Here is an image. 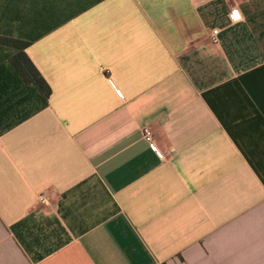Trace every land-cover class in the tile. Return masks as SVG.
Returning <instances> with one entry per match:
<instances>
[{
	"label": "crops",
	"instance_id": "0c3cea01",
	"mask_svg": "<svg viewBox=\"0 0 264 264\" xmlns=\"http://www.w3.org/2000/svg\"><path fill=\"white\" fill-rule=\"evenodd\" d=\"M0 36L51 88L0 44V264H264V0H0Z\"/></svg>",
	"mask_w": 264,
	"mask_h": 264
},
{
	"label": "trees",
	"instance_id": "16d2710c",
	"mask_svg": "<svg viewBox=\"0 0 264 264\" xmlns=\"http://www.w3.org/2000/svg\"><path fill=\"white\" fill-rule=\"evenodd\" d=\"M0 44L19 50L18 54L10 60L12 66L25 83L36 86L41 94L48 99L51 96V88L26 53L30 43L0 36Z\"/></svg>",
	"mask_w": 264,
	"mask_h": 264
},
{
	"label": "built area",
	"instance_id": "2783aa9c",
	"mask_svg": "<svg viewBox=\"0 0 264 264\" xmlns=\"http://www.w3.org/2000/svg\"><path fill=\"white\" fill-rule=\"evenodd\" d=\"M230 18L233 22H238L241 20V16L238 14L237 11L232 10L231 14H230ZM218 35H219V31L215 30L212 33V42L217 44L218 43ZM143 138L145 141H147L149 143V145L156 150V145H155V138H154V133L152 132V130L150 128H145L143 129ZM37 202L39 204H46L48 202L47 196H45V194H41L38 196Z\"/></svg>",
	"mask_w": 264,
	"mask_h": 264
}]
</instances>
